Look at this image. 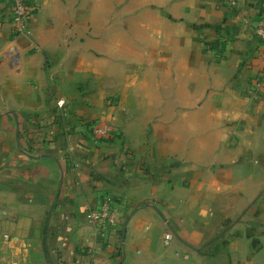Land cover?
I'll use <instances>...</instances> for the list:
<instances>
[{"label": "crops", "instance_id": "obj_1", "mask_svg": "<svg viewBox=\"0 0 264 264\" xmlns=\"http://www.w3.org/2000/svg\"><path fill=\"white\" fill-rule=\"evenodd\" d=\"M24 2L15 34L0 0V263L42 242L54 264H264V0Z\"/></svg>", "mask_w": 264, "mask_h": 264}, {"label": "built area", "instance_id": "obj_2", "mask_svg": "<svg viewBox=\"0 0 264 264\" xmlns=\"http://www.w3.org/2000/svg\"><path fill=\"white\" fill-rule=\"evenodd\" d=\"M7 1L13 32L15 34L26 32V22L30 16L29 5L24 0ZM228 2L233 4L234 0H228ZM253 33L259 42L257 55L261 62V72L264 74V16L255 23ZM259 85L260 79L258 78L254 81L253 86L256 88ZM77 123L87 130L94 140L106 139L112 133L111 126L107 121L79 120ZM117 209L118 206L114 196L110 193H104L100 196L96 205L83 208L82 213L84 218L91 223L95 234L104 237L105 233L115 225ZM171 237V232L165 231L162 237L163 243H168Z\"/></svg>", "mask_w": 264, "mask_h": 264}, {"label": "rangeland", "instance_id": "obj_3", "mask_svg": "<svg viewBox=\"0 0 264 264\" xmlns=\"http://www.w3.org/2000/svg\"><path fill=\"white\" fill-rule=\"evenodd\" d=\"M63 32H65L66 39L70 37L71 32L77 33L78 41L84 42L87 35V31L90 30L89 24L85 22H76V23H63ZM30 260L22 262V260L10 263V264H54L56 259V252L49 251V243L44 247L42 242L33 244L30 243ZM22 262V263H21ZM5 264V263H0Z\"/></svg>", "mask_w": 264, "mask_h": 264}, {"label": "trees", "instance_id": "obj_4", "mask_svg": "<svg viewBox=\"0 0 264 264\" xmlns=\"http://www.w3.org/2000/svg\"><path fill=\"white\" fill-rule=\"evenodd\" d=\"M28 5H29V4H28ZM35 10H36V6L30 4V5H29V14L31 15L33 12H35Z\"/></svg>", "mask_w": 264, "mask_h": 264}]
</instances>
